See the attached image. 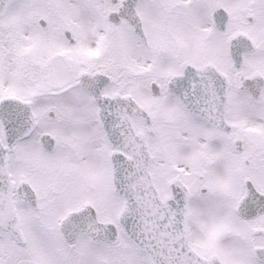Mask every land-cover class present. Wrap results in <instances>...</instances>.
<instances>
[{"label":"snow or ice","instance_id":"snow-or-ice-1","mask_svg":"<svg viewBox=\"0 0 264 264\" xmlns=\"http://www.w3.org/2000/svg\"><path fill=\"white\" fill-rule=\"evenodd\" d=\"M0 264H264V0H0Z\"/></svg>","mask_w":264,"mask_h":264}]
</instances>
